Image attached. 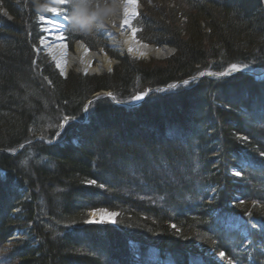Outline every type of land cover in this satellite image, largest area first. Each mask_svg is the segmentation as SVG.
Instances as JSON below:
<instances>
[{"label": "trees", "instance_id": "obj_1", "mask_svg": "<svg viewBox=\"0 0 264 264\" xmlns=\"http://www.w3.org/2000/svg\"><path fill=\"white\" fill-rule=\"evenodd\" d=\"M36 2L0 0L6 263L155 264L154 254L162 264H264V76L193 79L233 65L264 70V0H140L137 38L174 53L123 56L111 72L64 78L32 47ZM66 37L104 45L69 24ZM182 80L139 106L99 95L80 122L97 92L125 103ZM97 208L117 211L115 224L87 223Z\"/></svg>", "mask_w": 264, "mask_h": 264}, {"label": "bare ground", "instance_id": "obj_2", "mask_svg": "<svg viewBox=\"0 0 264 264\" xmlns=\"http://www.w3.org/2000/svg\"><path fill=\"white\" fill-rule=\"evenodd\" d=\"M121 2L124 8L121 10L120 18L114 26H109L103 30L108 38L105 46L115 50L118 54H128L140 59H151L155 56L167 54L170 51L168 47L152 48L149 44L138 39L133 31H125L131 25L139 2L137 0H134V2L121 0ZM55 22H57V19L46 22L45 30L48 31H44L46 37L42 40V45L55 61L60 72L73 71L77 74H101L114 65L115 58L109 56L104 47L90 49L84 42L78 40L73 43L72 49H69L66 42L63 41L59 28H57L58 23ZM120 33H123L124 36L121 37ZM57 37H62V39ZM161 87L165 88L166 86ZM111 214H113V211L105 208L92 209L88 212L90 221L93 219L99 220L101 217ZM16 238H18L16 234L11 237V239Z\"/></svg>", "mask_w": 264, "mask_h": 264}, {"label": "clouds", "instance_id": "obj_3", "mask_svg": "<svg viewBox=\"0 0 264 264\" xmlns=\"http://www.w3.org/2000/svg\"><path fill=\"white\" fill-rule=\"evenodd\" d=\"M61 0H37L35 11L42 15L51 11ZM70 5L68 23L73 32L94 36L109 26H114L124 8L121 0H66ZM121 37L124 36L120 33Z\"/></svg>", "mask_w": 264, "mask_h": 264}, {"label": "rangeland", "instance_id": "obj_4", "mask_svg": "<svg viewBox=\"0 0 264 264\" xmlns=\"http://www.w3.org/2000/svg\"><path fill=\"white\" fill-rule=\"evenodd\" d=\"M138 2L140 3V5H142V3L140 2V0H138ZM146 5L147 6H151V5H153V0H146ZM142 8H143V5H142ZM53 9H55V10H57V11H62L63 13H66L67 12V9L65 8V9H60V8H53ZM66 16L68 17V15L66 14ZM134 20V19H133ZM133 20H132V22H131V29L130 30H135V36H136V32H138L139 31V29H138V27L137 26H135L134 25V22H133ZM41 21H43V19H41ZM44 23L43 24H41V30H43V32H42V34L44 35ZM99 34H100V36L99 35H94V36H85V37H88L89 38V40H91V41H95V42H99V43H101L102 41L103 42H105L106 41V35H105V32H102V31H100V32H98ZM139 39V38H138ZM80 41H82V42H84L83 40H80ZM66 42H67V47L69 48V49H72V45H73V43L70 45L69 44V42H68V40H66ZM99 47H104V49L106 50V52L109 54V56H111L112 58H115V62H116V64L114 63V65H113V67H112V69L110 70V72L113 70V68H114V66L115 65H117L118 63V60H117V57L118 56H122L123 54H118L115 50H113V49H109V48H107L106 46H105V43H104V45L103 46H99ZM171 52L172 51H170V54H171ZM173 54V53H172ZM50 55V54H49ZM123 56H127V57H129V58H135V57H132V56H130V55H128V54H125V55H123ZM46 57L48 58L47 60H49L50 61V59H49V57L46 55ZM135 59H137V60H143V61H145V62H150L151 60H156V59H153V58H151V59H140V58H135ZM54 65L53 66H57L56 65V63H53ZM57 69V68H56ZM230 69H234L233 67H230ZM57 71V73L59 74V76H61V77H65V76H67V74H72V75H80V73L79 74H77V73H75V72H73V71H70V72H68V73H62V72H60V70L58 69V70H56ZM103 73H108L107 71H104ZM103 73H101V74H103ZM81 75H83V74H81ZM85 75V74H84ZM87 75H91V74H87ZM141 93V92H140ZM132 101H130V102H128V103H125V104H129V103H131ZM67 118V117H66ZM69 121V119H64L62 122H65V125L67 124V122ZM73 121H76L75 119L73 120ZM62 122L60 123V124H62ZM52 124H54V122H52ZM50 127H54V126H50L49 124H47L43 129H45L46 131L48 130V128H50ZM38 138H41V137H38ZM45 139V138H44ZM43 140V139H42ZM46 140V139H45ZM239 172V171H238ZM232 173L234 174V176H237V175H235V173H237V171H232ZM113 214H115V216H114V219H115V221H116V217H117V215H118V213L116 212V211H113ZM262 216H264V213H262ZM245 217H247V214H245ZM247 219H249V218H247ZM251 219L252 218H250L249 220L251 221ZM258 221H261V222H263V220H258ZM105 223H108V224H112L113 225V223H111V222H105ZM252 223V222H251ZM96 224V223H95ZM115 224V223H114ZM243 230V229H242ZM10 246H12V243L11 242H8L7 241V243H5V245H2V246H0V264H8V263H6V260L5 259H3V255H5L9 250H10ZM10 253V252H9ZM218 257L220 258L221 257V255H218ZM8 258V257H7ZM149 258H150V260L152 261V262H154L155 264H162V260H159L157 257H156V255H151V256H149ZM221 264H223L224 262L223 261H221L220 262ZM164 264V263H163Z\"/></svg>", "mask_w": 264, "mask_h": 264}, {"label": "water", "instance_id": "obj_5", "mask_svg": "<svg viewBox=\"0 0 264 264\" xmlns=\"http://www.w3.org/2000/svg\"><path fill=\"white\" fill-rule=\"evenodd\" d=\"M137 3V2H136ZM140 9H142V6L140 5V4H138L137 5V11L135 12V14H134V17H133V19L137 16V14H138V10H140ZM2 14L4 15V16H6V10L5 9H2ZM130 27L131 26H129V28H127L125 31H133V33H135V30H130ZM107 37V36H106ZM152 48H166V47H168L169 49H170V51H172L171 52V54H170V51L167 53V54H164V55H160V56H155L153 59H156V60H162V59H165V58H167V57H169L170 55H172V53H174V51H175V49L173 48V47H170V46H167V45H159V46H155L154 44H149ZM120 57H123V55L122 56H118L117 57V60H118V62L117 63H119V58ZM115 64H116V62H115ZM113 67V66H112ZM112 67L107 71V72H110V70L112 69ZM238 72H240V70H236V71H234V72H231V73H227V74H224V75H220L219 77H224V76H229V75H231V74H235V73H238ZM247 74H249V75H253L255 78H259V77H262L263 76V74H264V71L263 72H261V73H252V72H246ZM92 75V74H91ZM95 75H99V74H95ZM202 75H197V76H195L193 79H196V78H200ZM205 76H207V77H209V76H212L211 74H206ZM183 82V80L182 81H177V82H175L173 85H170V86H166L165 87V89H170V88H173V87H175V86H177V85H179V84H181ZM164 87H154V88H149V89H147L145 92H142V93H139L137 96H142L143 97V99H140V100H137V99H134L131 103H129V104H125L124 103V105H131V106H136V105H139L141 102H143L144 101V99L146 98V96H147V94H149L150 92H154V91H156V90H161V89H163ZM99 95H102V97L103 98H108V99H110V100H112L113 102H114V100H113V95H112V92L110 91V90H107V91H100V92H97V93H95L94 94V96L91 98V99H89V100H87V102H86V107L84 108V115L86 116V114H87V111H88V106L97 98V96H99ZM62 129V127L60 128V130ZM60 130H59V132H60ZM59 132L55 135V136H57L58 134H59ZM36 139H39L38 137H35V138H33V139H31L30 141H28V142H25V143H23V144H21L13 153H12V155H15V154H17L24 146H26V145H28V144H30V143H32V142H34ZM117 212V211H116ZM90 220H89V215H88V219H87V223H90L89 222Z\"/></svg>", "mask_w": 264, "mask_h": 264}, {"label": "built area", "instance_id": "obj_6", "mask_svg": "<svg viewBox=\"0 0 264 264\" xmlns=\"http://www.w3.org/2000/svg\"><path fill=\"white\" fill-rule=\"evenodd\" d=\"M57 11L52 15V16H48L46 13L37 16V21L38 24L40 26V33L41 35L39 36V38L37 39V43L33 45V49L35 51L36 54H41L44 56H48L50 61L52 63H55V61L52 59V57L49 55V53H47L46 49L43 47L42 45V40L46 37V33L44 32V35L42 34L43 30H41V24H47L46 22L50 21V20H54V19H58L57 22L59 26H57V28H59V32L63 37V41L66 42V37L64 35V28H65V21H66V16L62 15V13H59L58 16H56ZM41 19H43V21H41ZM46 26L44 25V31H45ZM67 44V42H66ZM48 59V58H47Z\"/></svg>", "mask_w": 264, "mask_h": 264}, {"label": "snow or ice", "instance_id": "obj_7", "mask_svg": "<svg viewBox=\"0 0 264 264\" xmlns=\"http://www.w3.org/2000/svg\"><path fill=\"white\" fill-rule=\"evenodd\" d=\"M63 2H65V0H61V3H63ZM130 2H134V0H130ZM51 11L54 12V13L56 12L55 9H52ZM56 14H59V13H56ZM125 23H127V21H125ZM45 31H48V30L46 29ZM57 38L58 39H62V37H57ZM130 51H131V49H130ZM235 67L236 66L233 65L234 69H235ZM185 83H187V81H185ZM135 99L140 100V99H143V97L142 96H136ZM235 175L238 176V175H240V173L237 172V173H235ZM91 183H95V181H91ZM101 187H102V185H101ZM114 216H115V214H111V215H108V216H105V217H101L99 220L93 219V220H91L89 222L90 223H105V222L115 223ZM173 227H175V226H173ZM220 255L223 257L224 253H220Z\"/></svg>", "mask_w": 264, "mask_h": 264}]
</instances>
